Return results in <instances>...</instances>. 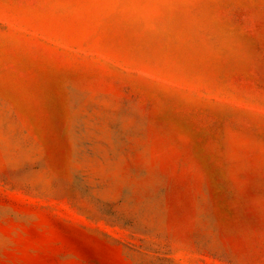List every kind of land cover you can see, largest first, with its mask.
Returning <instances> with one entry per match:
<instances>
[{
  "label": "rangeland",
  "instance_id": "374dc122",
  "mask_svg": "<svg viewBox=\"0 0 264 264\" xmlns=\"http://www.w3.org/2000/svg\"><path fill=\"white\" fill-rule=\"evenodd\" d=\"M0 264H264V0H0Z\"/></svg>",
  "mask_w": 264,
  "mask_h": 264
}]
</instances>
